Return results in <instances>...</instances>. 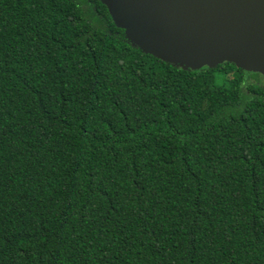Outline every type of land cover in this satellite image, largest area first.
Listing matches in <instances>:
<instances>
[{"label": "trees", "instance_id": "16d2710c", "mask_svg": "<svg viewBox=\"0 0 264 264\" xmlns=\"http://www.w3.org/2000/svg\"><path fill=\"white\" fill-rule=\"evenodd\" d=\"M131 44L101 0H0V264H264V85Z\"/></svg>", "mask_w": 264, "mask_h": 264}, {"label": "water", "instance_id": "95a60500", "mask_svg": "<svg viewBox=\"0 0 264 264\" xmlns=\"http://www.w3.org/2000/svg\"><path fill=\"white\" fill-rule=\"evenodd\" d=\"M143 53L192 71L234 64L264 77V0H101Z\"/></svg>", "mask_w": 264, "mask_h": 264}, {"label": "rangeland", "instance_id": "374dc122", "mask_svg": "<svg viewBox=\"0 0 264 264\" xmlns=\"http://www.w3.org/2000/svg\"><path fill=\"white\" fill-rule=\"evenodd\" d=\"M255 79L256 81L264 85V80L260 76L255 77Z\"/></svg>", "mask_w": 264, "mask_h": 264}]
</instances>
